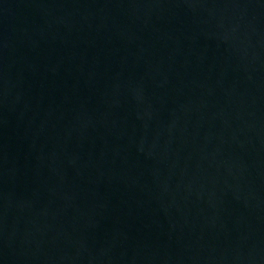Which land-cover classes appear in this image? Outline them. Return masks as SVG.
Masks as SVG:
<instances>
[{
	"label": "water",
	"instance_id": "obj_1",
	"mask_svg": "<svg viewBox=\"0 0 264 264\" xmlns=\"http://www.w3.org/2000/svg\"><path fill=\"white\" fill-rule=\"evenodd\" d=\"M264 111V0H0V194Z\"/></svg>",
	"mask_w": 264,
	"mask_h": 264
}]
</instances>
